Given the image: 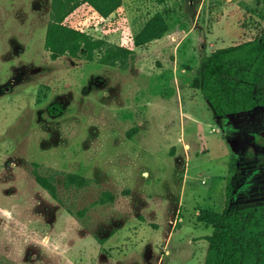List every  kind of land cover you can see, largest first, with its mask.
<instances>
[{
	"label": "rangeland",
	"instance_id": "rangeland-1",
	"mask_svg": "<svg viewBox=\"0 0 264 264\" xmlns=\"http://www.w3.org/2000/svg\"><path fill=\"white\" fill-rule=\"evenodd\" d=\"M50 2L0 0V264H204L199 211L221 210L225 175L249 193L264 179V108L219 118L193 80L259 35L264 0H122L107 18L81 4L66 22L132 48L126 69L53 58ZM156 12L168 30L136 45Z\"/></svg>",
	"mask_w": 264,
	"mask_h": 264
},
{
	"label": "trees",
	"instance_id": "trees-1",
	"mask_svg": "<svg viewBox=\"0 0 264 264\" xmlns=\"http://www.w3.org/2000/svg\"><path fill=\"white\" fill-rule=\"evenodd\" d=\"M83 3L89 4L100 17L107 18L121 6L122 0H51L45 48L53 58L69 55L87 61L96 59L101 64L122 69L128 68L135 55L132 48L96 37L66 22L67 17ZM167 30L165 16L156 12L135 35L134 43L142 45L162 36ZM263 77L264 28L252 39L211 51L194 77L193 87L211 105L215 115L225 117L264 103V89L258 93L254 89ZM50 108L55 113L52 110L55 105ZM233 161L232 158L231 162ZM230 168H233L232 163ZM36 174L42 185L56 197L57 189L52 185L54 176H43L44 173L39 171ZM65 181L67 185L79 187L88 183L87 178L71 173H66ZM231 189V185L227 183L225 192L228 201L223 212L201 209L197 216L199 222L215 228L207 237L208 248L204 264H264V254L258 253V249L264 246V232L261 235L254 220L249 219L251 213H244L230 206ZM113 197L111 192H102L98 201H111Z\"/></svg>",
	"mask_w": 264,
	"mask_h": 264
},
{
	"label": "flooded vegetation",
	"instance_id": "flooded-vegetation-1",
	"mask_svg": "<svg viewBox=\"0 0 264 264\" xmlns=\"http://www.w3.org/2000/svg\"><path fill=\"white\" fill-rule=\"evenodd\" d=\"M254 89H255L256 93H258L264 89V77L256 83ZM257 108H264V103L255 104L251 108H246L245 110H243L242 112H239V113L251 114ZM236 114H238V113H236ZM214 115H215V113H214ZM232 115H234V114H232ZM215 116H217V115H215ZM227 116H225V117H227ZM217 117L225 118V117H221V116H217ZM246 122H248V121H246ZM259 138L260 139L264 138V127L261 129V131L258 133V135L253 137L252 142H256ZM232 158L234 159L235 157H231V159ZM231 163L232 162L230 161V165H231ZM233 170H234V165H233L232 169L229 166L228 172L232 173ZM223 179H224L223 206H222L221 210L217 213L223 212L227 206L228 196L225 192V187H226V184L229 183L231 185V188H232L230 196H229L230 197V206L231 207L233 206L237 210H240L244 213H251L249 219L254 220V223L256 224L257 230L259 231V233H261V235H263V232H264V179H263V176H261L259 178L260 181L258 182V185H257L254 193L247 192V190H245L243 185L235 187L233 180L230 177V174L228 176L225 175ZM237 195L239 197L244 196V198L236 200ZM249 210H251V211L249 212ZM212 229H213L212 230V233H213V231L215 229L214 226H212ZM261 246H262V244H261ZM258 253L264 254V246L258 249ZM205 257H206V254H205Z\"/></svg>",
	"mask_w": 264,
	"mask_h": 264
}]
</instances>
